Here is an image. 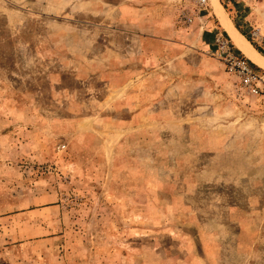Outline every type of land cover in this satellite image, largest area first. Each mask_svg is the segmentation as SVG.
Wrapping results in <instances>:
<instances>
[{
    "label": "rangeland",
    "instance_id": "rangeland-1",
    "mask_svg": "<svg viewBox=\"0 0 264 264\" xmlns=\"http://www.w3.org/2000/svg\"><path fill=\"white\" fill-rule=\"evenodd\" d=\"M119 1L0 0V264H264V99ZM219 1L264 53V0Z\"/></svg>",
    "mask_w": 264,
    "mask_h": 264
},
{
    "label": "crops",
    "instance_id": "crops-1",
    "mask_svg": "<svg viewBox=\"0 0 264 264\" xmlns=\"http://www.w3.org/2000/svg\"><path fill=\"white\" fill-rule=\"evenodd\" d=\"M216 2L219 6L217 10L223 12L236 28L233 21L225 14L220 1L216 0ZM207 5L206 11L198 13L195 5L188 2V0H120L118 4L119 21L133 30L139 39L140 46L145 42L143 40H151L171 41L176 45L185 47H202L206 45L209 49L210 46L212 48L213 36L218 31L227 35L234 44L215 10V0H208ZM184 15L191 17L190 22L186 23L183 20ZM234 46L236 45L234 44ZM237 49L239 48L237 47ZM52 208H54L53 205L25 208L22 211L25 212V229L28 230L30 227L29 216L31 212L49 211ZM39 225H45V223H39ZM29 237V235H25V238ZM34 241L44 242L46 240L45 238H36L31 242H25V244Z\"/></svg>",
    "mask_w": 264,
    "mask_h": 264
},
{
    "label": "built area",
    "instance_id": "built-area-1",
    "mask_svg": "<svg viewBox=\"0 0 264 264\" xmlns=\"http://www.w3.org/2000/svg\"><path fill=\"white\" fill-rule=\"evenodd\" d=\"M208 0H188L195 5L198 12L206 11ZM183 20L190 22L191 17L184 15ZM211 55L217 57L224 68L238 78L242 89L247 93L264 99V74L257 72L251 65L248 58L238 50L222 32L213 36Z\"/></svg>",
    "mask_w": 264,
    "mask_h": 264
},
{
    "label": "bare ground",
    "instance_id": "bare-ground-1",
    "mask_svg": "<svg viewBox=\"0 0 264 264\" xmlns=\"http://www.w3.org/2000/svg\"><path fill=\"white\" fill-rule=\"evenodd\" d=\"M214 1V0H213ZM216 12L219 15L223 26L228 31L229 36L234 41L235 45L256 65L264 69V56L259 53L248 41L247 39L230 23L228 18L223 14V12L218 11V4L215 0Z\"/></svg>",
    "mask_w": 264,
    "mask_h": 264
},
{
    "label": "trees",
    "instance_id": "trees-1",
    "mask_svg": "<svg viewBox=\"0 0 264 264\" xmlns=\"http://www.w3.org/2000/svg\"><path fill=\"white\" fill-rule=\"evenodd\" d=\"M259 52H261V54H264L262 51L259 50Z\"/></svg>",
    "mask_w": 264,
    "mask_h": 264
}]
</instances>
